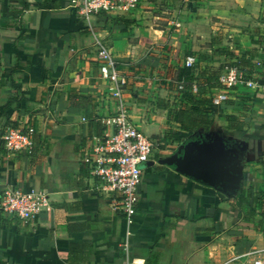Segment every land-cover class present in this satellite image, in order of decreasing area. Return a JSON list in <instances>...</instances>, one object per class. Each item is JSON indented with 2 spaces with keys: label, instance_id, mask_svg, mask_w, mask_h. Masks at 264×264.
<instances>
[{
  "label": "crops",
  "instance_id": "0c3cea01",
  "mask_svg": "<svg viewBox=\"0 0 264 264\" xmlns=\"http://www.w3.org/2000/svg\"><path fill=\"white\" fill-rule=\"evenodd\" d=\"M97 37L126 78L130 118L155 142L131 222L85 161L110 113L112 66ZM225 65L264 76V0H141L128 16L90 22L70 0H0V199L32 186L50 198L28 222L0 211V264H220L263 246L264 85L232 88L205 129L180 133L168 120L178 82L211 99ZM25 123L31 151L7 152L2 134ZM215 136L225 150L205 166L213 184L158 162Z\"/></svg>",
  "mask_w": 264,
  "mask_h": 264
},
{
  "label": "built area",
  "instance_id": "2783aa9c",
  "mask_svg": "<svg viewBox=\"0 0 264 264\" xmlns=\"http://www.w3.org/2000/svg\"><path fill=\"white\" fill-rule=\"evenodd\" d=\"M141 0H70L77 14L90 22L93 16L123 18L132 14ZM97 55L112 66L109 75V92L105 97L110 102V113L101 116L102 133L92 151L86 156L89 173L98 183V188L116 194V203L128 222H131L138 204V185L142 169L138 164L151 159L154 140L147 136L130 118L128 107L122 98L126 78L113 67L115 60L107 44L96 38ZM184 64L192 67L195 58L189 55ZM259 64V63H258ZM220 88L212 95L213 106L228 99V93L237 85L256 86L257 81L246 78V73L235 65H225L217 77ZM178 90L184 89L183 81ZM191 84V91H197ZM35 127L31 123L7 127L1 136L7 152H30ZM48 193L37 187L12 188L2 193L0 211L13 214L23 221H31L49 203ZM220 264H264V245L240 254H234Z\"/></svg>",
  "mask_w": 264,
  "mask_h": 264
},
{
  "label": "water",
  "instance_id": "95a60500",
  "mask_svg": "<svg viewBox=\"0 0 264 264\" xmlns=\"http://www.w3.org/2000/svg\"><path fill=\"white\" fill-rule=\"evenodd\" d=\"M257 83L264 85V76L259 78ZM223 150H225V145L217 136L200 142L189 139L182 142L175 153L160 158L158 162L174 165L175 169L182 174L213 184L211 175H206L205 166L208 161H215L218 166L223 158L221 155ZM152 164V160L143 161L138 164V168L143 169Z\"/></svg>",
  "mask_w": 264,
  "mask_h": 264
},
{
  "label": "trees",
  "instance_id": "16d2710c",
  "mask_svg": "<svg viewBox=\"0 0 264 264\" xmlns=\"http://www.w3.org/2000/svg\"><path fill=\"white\" fill-rule=\"evenodd\" d=\"M213 86L216 85H210ZM178 91L182 98L181 103L176 109L168 108V120L180 124V133L191 134L200 127L205 129L211 123L214 111L210 97L203 94L204 91L192 92L190 82H184V89Z\"/></svg>",
  "mask_w": 264,
  "mask_h": 264
},
{
  "label": "rangeland",
  "instance_id": "374dc122",
  "mask_svg": "<svg viewBox=\"0 0 264 264\" xmlns=\"http://www.w3.org/2000/svg\"><path fill=\"white\" fill-rule=\"evenodd\" d=\"M258 63H259V62H258ZM258 63H257V64H258Z\"/></svg>",
  "mask_w": 264,
  "mask_h": 264
}]
</instances>
